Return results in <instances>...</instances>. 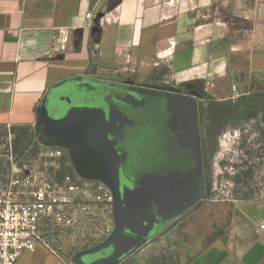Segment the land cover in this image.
I'll return each instance as SVG.
<instances>
[{
  "label": "crops",
  "instance_id": "0c3cea01",
  "mask_svg": "<svg viewBox=\"0 0 264 264\" xmlns=\"http://www.w3.org/2000/svg\"><path fill=\"white\" fill-rule=\"evenodd\" d=\"M73 76L216 99L264 87V0H0V125L35 129L48 89ZM229 208L224 235L183 264H264V200ZM15 264L75 262L38 246Z\"/></svg>",
  "mask_w": 264,
  "mask_h": 264
},
{
  "label": "water",
  "instance_id": "95a60500",
  "mask_svg": "<svg viewBox=\"0 0 264 264\" xmlns=\"http://www.w3.org/2000/svg\"><path fill=\"white\" fill-rule=\"evenodd\" d=\"M38 109L43 144L70 154L100 148L111 167L115 228L101 245L75 253V264L123 261L203 199L198 94L73 76L54 83Z\"/></svg>",
  "mask_w": 264,
  "mask_h": 264
},
{
  "label": "rangeland",
  "instance_id": "374dc122",
  "mask_svg": "<svg viewBox=\"0 0 264 264\" xmlns=\"http://www.w3.org/2000/svg\"><path fill=\"white\" fill-rule=\"evenodd\" d=\"M198 100L206 188L203 199L181 222L165 228L123 261L101 264H183L187 254L224 235L230 206L242 200H264V141L260 133L264 127V87L233 85L224 98L216 99L206 92ZM16 143L20 149L27 147L30 156L37 145H46L35 129L31 144ZM87 146L70 154L75 173L104 182L113 193L107 157L100 148ZM94 224L97 232L92 239L75 241L73 236L61 234L54 238L56 246L64 255L70 252L73 256L101 245L110 236L103 232L104 226L113 224L115 228L113 206L99 210Z\"/></svg>",
  "mask_w": 264,
  "mask_h": 264
},
{
  "label": "built area",
  "instance_id": "2783aa9c",
  "mask_svg": "<svg viewBox=\"0 0 264 264\" xmlns=\"http://www.w3.org/2000/svg\"><path fill=\"white\" fill-rule=\"evenodd\" d=\"M12 127L5 126L0 144V264H15L38 246L67 262L54 238L92 239L98 211L112 207L114 195L104 182L77 175L64 146L40 145L35 155L19 156ZM113 230L106 224L103 232Z\"/></svg>",
  "mask_w": 264,
  "mask_h": 264
},
{
  "label": "trees",
  "instance_id": "16d2710c",
  "mask_svg": "<svg viewBox=\"0 0 264 264\" xmlns=\"http://www.w3.org/2000/svg\"><path fill=\"white\" fill-rule=\"evenodd\" d=\"M12 131L15 134V139H14V148H15V152L19 155V156H30L31 154L28 152V148L27 147H23V148H19V146L16 143V140L18 143L21 142H29L27 143L28 145L31 144L30 142L33 140V134H34V129L33 127L30 126H13L12 127ZM261 135H262V139L264 141V127L263 129L260 131ZM5 134V126L0 125V144H1V137ZM40 145H37V147L34 150V154L35 155L39 149ZM66 259L67 262L69 261L70 257L72 256V254L70 252L67 253Z\"/></svg>",
  "mask_w": 264,
  "mask_h": 264
},
{
  "label": "flooded vegetation",
  "instance_id": "af4514ba",
  "mask_svg": "<svg viewBox=\"0 0 264 264\" xmlns=\"http://www.w3.org/2000/svg\"><path fill=\"white\" fill-rule=\"evenodd\" d=\"M150 87L163 88L164 86L163 85H154V86H150ZM177 90L179 91V89H177ZM202 148H203V146H202ZM203 160H204V158H203ZM204 177H205V171H204ZM205 191H206V188H205Z\"/></svg>",
  "mask_w": 264,
  "mask_h": 264
}]
</instances>
